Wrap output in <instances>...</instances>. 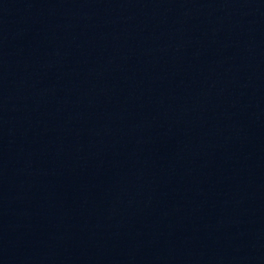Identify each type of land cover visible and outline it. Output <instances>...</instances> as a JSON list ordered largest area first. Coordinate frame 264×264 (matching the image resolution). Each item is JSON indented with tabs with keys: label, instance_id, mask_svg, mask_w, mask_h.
<instances>
[{
	"label": "water",
	"instance_id": "water-1",
	"mask_svg": "<svg viewBox=\"0 0 264 264\" xmlns=\"http://www.w3.org/2000/svg\"><path fill=\"white\" fill-rule=\"evenodd\" d=\"M0 264H264V0H0Z\"/></svg>",
	"mask_w": 264,
	"mask_h": 264
}]
</instances>
